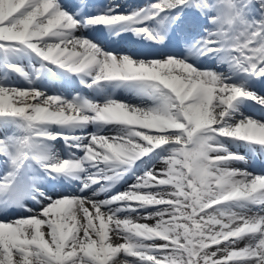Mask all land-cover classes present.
Returning a JSON list of instances; mask_svg holds the SVG:
<instances>
[{"label": "snow or ice", "instance_id": "1", "mask_svg": "<svg viewBox=\"0 0 264 264\" xmlns=\"http://www.w3.org/2000/svg\"><path fill=\"white\" fill-rule=\"evenodd\" d=\"M0 264H264V0H0Z\"/></svg>", "mask_w": 264, "mask_h": 264}, {"label": "bare ground", "instance_id": "2", "mask_svg": "<svg viewBox=\"0 0 264 264\" xmlns=\"http://www.w3.org/2000/svg\"><path fill=\"white\" fill-rule=\"evenodd\" d=\"M241 246H243V245H241Z\"/></svg>", "mask_w": 264, "mask_h": 264}]
</instances>
